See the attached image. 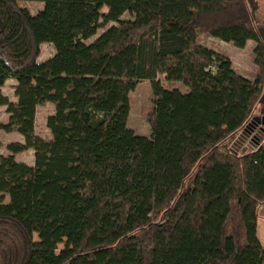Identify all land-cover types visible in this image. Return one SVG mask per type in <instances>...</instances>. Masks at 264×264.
Wrapping results in <instances>:
<instances>
[{
  "label": "trees",
  "instance_id": "trees-1",
  "mask_svg": "<svg viewBox=\"0 0 264 264\" xmlns=\"http://www.w3.org/2000/svg\"><path fill=\"white\" fill-rule=\"evenodd\" d=\"M32 1L43 9L0 0V130L25 140L0 155V264H264V138L235 143L264 96V0ZM202 33L255 41L256 77ZM43 43L56 53L39 63ZM141 80L149 137L128 126ZM46 103L51 139L35 133ZM28 149L32 166L15 157Z\"/></svg>",
  "mask_w": 264,
  "mask_h": 264
},
{
  "label": "rangeland",
  "instance_id": "rangeland-1",
  "mask_svg": "<svg viewBox=\"0 0 264 264\" xmlns=\"http://www.w3.org/2000/svg\"><path fill=\"white\" fill-rule=\"evenodd\" d=\"M263 1V0H262ZM19 4L24 8H27L31 14H36L41 9H43L44 4L38 1L32 0H19ZM104 12L108 11V8H103ZM261 19L264 20V1L263 7H261L258 14ZM131 15L125 13L121 19H130ZM118 25L117 22H109L108 24L102 25L99 28L97 34L90 39L85 40L86 43L93 42L102 33L112 26ZM199 43L205 45L214 51L228 56L233 63L235 70L246 78L253 80L258 72V67L255 64V53L254 48L256 46L255 41H248L245 48H238L232 43L222 41L218 38L210 36L208 34L202 33L199 36ZM56 53L55 47L52 43H43L40 46V55L38 57V62L43 63L51 59ZM160 79L165 87L172 88L174 86L180 87L182 90H187L182 83H168L166 82L164 76H160ZM17 81L14 78H9L4 86L1 88L2 93L9 98L12 102H17L18 98L15 94V87ZM131 113L128 121V126L137 134L144 136H151V126L149 123V116L154 108V93L152 88V82L150 80L138 81L135 89L131 91ZM55 112V106L52 103H46L45 105L38 106L36 121H35V133L36 135L51 139L52 133L47 126V118ZM10 114L7 112L6 106H0V122L7 123L9 121ZM264 138V96L262 102L259 105L257 111L253 113L249 122L245 125L243 130L240 132L239 137L236 139V146H242L245 149H249L257 144H260ZM0 141L2 143L0 147V155H8L10 151L7 146L12 142H24V137L20 133L5 132L0 130ZM19 162H24L28 165H34L35 157L34 150L28 149L24 152L17 153L15 155ZM9 201V197L6 198ZM264 205L259 208V225H260V239L264 244ZM36 241L39 240L38 234H34ZM64 248V243L59 244L58 251Z\"/></svg>",
  "mask_w": 264,
  "mask_h": 264
},
{
  "label": "crops",
  "instance_id": "crops-1",
  "mask_svg": "<svg viewBox=\"0 0 264 264\" xmlns=\"http://www.w3.org/2000/svg\"><path fill=\"white\" fill-rule=\"evenodd\" d=\"M264 205V202L261 204V207ZM259 221L260 220H258V231H259V229H260V225H259ZM263 222H264V219H263ZM259 237H260V232H259ZM262 241V240H261ZM263 243V242H262ZM264 245V244H263Z\"/></svg>",
  "mask_w": 264,
  "mask_h": 264
}]
</instances>
